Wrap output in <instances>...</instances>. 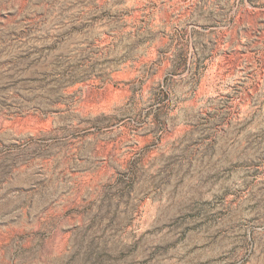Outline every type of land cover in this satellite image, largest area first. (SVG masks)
Listing matches in <instances>:
<instances>
[{"label":"rangeland","instance_id":"rangeland-1","mask_svg":"<svg viewBox=\"0 0 264 264\" xmlns=\"http://www.w3.org/2000/svg\"><path fill=\"white\" fill-rule=\"evenodd\" d=\"M0 264H264V0H0Z\"/></svg>","mask_w":264,"mask_h":264}]
</instances>
